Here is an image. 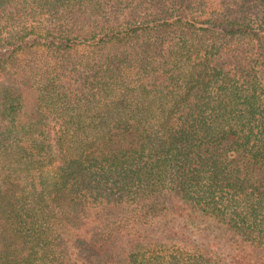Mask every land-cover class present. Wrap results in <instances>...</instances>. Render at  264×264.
<instances>
[{"label":"trees","instance_id":"obj_1","mask_svg":"<svg viewBox=\"0 0 264 264\" xmlns=\"http://www.w3.org/2000/svg\"><path fill=\"white\" fill-rule=\"evenodd\" d=\"M0 264H264V0H0Z\"/></svg>","mask_w":264,"mask_h":264},{"label":"rangeland","instance_id":"obj_2","mask_svg":"<svg viewBox=\"0 0 264 264\" xmlns=\"http://www.w3.org/2000/svg\"><path fill=\"white\" fill-rule=\"evenodd\" d=\"M192 230L203 232V236L200 237V241L203 242H211L214 245V248L217 250L226 249L227 253L230 250V235L227 233L225 228L220 226L219 224L215 223L213 220L206 218L198 221L197 226H192ZM200 235V233H198ZM205 235H207L205 237ZM161 238V237H160ZM130 244L128 242H124L118 245L117 250L120 249V247H126Z\"/></svg>","mask_w":264,"mask_h":264}]
</instances>
